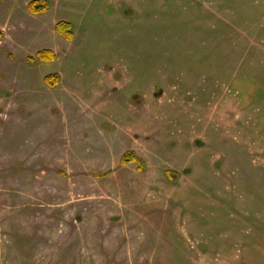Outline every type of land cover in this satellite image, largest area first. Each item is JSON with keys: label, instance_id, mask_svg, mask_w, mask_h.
<instances>
[{"label": "rangeland", "instance_id": "rangeland-1", "mask_svg": "<svg viewBox=\"0 0 264 264\" xmlns=\"http://www.w3.org/2000/svg\"><path fill=\"white\" fill-rule=\"evenodd\" d=\"M32 1L0 0V264H264V0Z\"/></svg>", "mask_w": 264, "mask_h": 264}, {"label": "trees", "instance_id": "trees-1", "mask_svg": "<svg viewBox=\"0 0 264 264\" xmlns=\"http://www.w3.org/2000/svg\"><path fill=\"white\" fill-rule=\"evenodd\" d=\"M49 9V3L48 0H33L30 3V10L32 13L35 14H41L47 12ZM56 31L63 36L65 39H72L74 37V33L72 31V24L68 21H60L56 25ZM2 31H0V38L2 37ZM37 57L40 60H54L56 58L55 54L52 51L49 50H41L37 53ZM56 76L59 77V75H49L47 77V81L52 84L56 85L58 84V80ZM123 163H130V162H136L139 164V167L142 168L144 165L143 161H141L137 156H135L133 153H126L124 157L122 158ZM143 169V168H142Z\"/></svg>", "mask_w": 264, "mask_h": 264}]
</instances>
